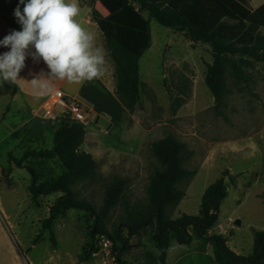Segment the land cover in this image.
Masks as SVG:
<instances>
[{"label":"rangeland","instance_id":"374dc122","mask_svg":"<svg viewBox=\"0 0 264 264\" xmlns=\"http://www.w3.org/2000/svg\"><path fill=\"white\" fill-rule=\"evenodd\" d=\"M151 31L152 46L139 61V102L131 116L124 114L123 121V139L140 138V148L135 143H120L118 132H112L107 139L116 149L90 148L93 151L90 153L89 148L83 146L97 162L96 175L94 179L72 187L78 198L100 208L107 187L117 178L127 180L123 198L103 225L107 234L102 236L113 242L115 261L103 250L88 261L83 260L92 244L90 233L94 221L85 212L71 210L58 218L51 230L45 229L44 222L49 218L51 206L63 194L55 193L33 201L27 188L31 184L30 174L17 168L14 175L19 180L16 198L6 192L0 203V223L14 246V252L8 244L1 242L0 264H88L93 259L98 260L96 264H151L148 255L156 252L151 240L153 226L132 237L121 256L119 238L116 236L115 243L109 235L115 237L129 212L147 206L151 178L161 169L153 146L167 136H173L193 152L184 167L194 173L179 184L187 198L181 203L185 196L176 206L166 209V217L170 220L183 214L198 215L204 189L219 179L228 165L235 172L255 165L256 159L242 160L237 148L239 142L260 140L263 134L264 63L248 57L228 59L235 60L238 71L232 63H226L227 94L219 115L215 110L214 96L205 83L208 66L214 62L212 47L194 42L185 32L163 27L155 20H151ZM96 46L103 48L105 54L106 72L102 77L108 82H116V63L129 70L130 61L104 35L97 36ZM14 93V89H0V175L3 170L5 175L10 172L11 155L21 158L29 149H51L54 134L44 133V130L51 131L54 124H61V121L45 125L28 122L22 111L24 102L20 96L14 97ZM85 127L87 129L88 125ZM225 146L231 150L220 156ZM209 158L211 163L207 165ZM49 166L55 168L56 164L50 162ZM55 172L60 174V171ZM250 175L244 179L248 185L255 177ZM231 177L236 179L230 185H235L240 175ZM3 238L4 232L0 230V239ZM227 239L232 248L240 249L235 248V243L241 247L242 254H252L254 244L250 242L249 234L235 232Z\"/></svg>","mask_w":264,"mask_h":264},{"label":"trees","instance_id":"16d2710c","mask_svg":"<svg viewBox=\"0 0 264 264\" xmlns=\"http://www.w3.org/2000/svg\"><path fill=\"white\" fill-rule=\"evenodd\" d=\"M95 1L105 15L98 22L100 31L130 61L129 70H125L119 62L115 69L116 95L127 116L133 114L139 102V61L152 46L151 20L163 27L185 32L192 41L212 47L214 62L208 66L205 83L214 96L215 110L219 115L222 114L227 94L226 63H232L235 71H238L235 60L228 59L248 57L264 63V5L252 10L249 0H182L177 9L172 4L175 0ZM146 11L149 18L145 17ZM53 130L51 149H29L21 158L11 155L10 162L30 174L29 193L33 201L55 193L63 194L51 206L49 218L44 222L45 229L51 230L54 222L71 210L85 212L93 218L90 233L92 244L83 257L84 261H88L100 250L96 238L107 234L104 222L123 198L127 180L117 178L107 187L100 208L78 198L72 187L94 179L97 169L96 160L83 149L86 127L65 120L59 125L54 124ZM153 152L161 169L151 178L147 206L129 212L126 221L115 232V237L109 235L115 243L119 238L120 256L132 237L153 226L155 229L151 240L156 252L148 255L151 264H167L172 239H176L179 245H190L194 240L211 245L217 264H264V231L254 232L253 252L247 257L232 251L226 238L211 233L218 223L220 207L228 197L226 179L233 182L236 178L231 177L228 170L224 171L204 192L198 215L183 214L170 220L166 217V209L176 206L186 196L179 189V184L194 174L184 167L193 152L173 136L156 142ZM50 162L55 163L56 167H50ZM55 170L60 174L56 175ZM3 175L6 176L4 170Z\"/></svg>","mask_w":264,"mask_h":264},{"label":"crops","instance_id":"0c3cea01","mask_svg":"<svg viewBox=\"0 0 264 264\" xmlns=\"http://www.w3.org/2000/svg\"><path fill=\"white\" fill-rule=\"evenodd\" d=\"M179 1L182 0H175L172 3L177 9L180 5ZM249 2L252 10H257L264 5V0H249ZM78 4L81 11L77 20L83 27L95 34L96 44L97 36L100 37L103 35L99 29L98 22L102 20L105 15L97 7L95 0H78ZM18 5L21 11H23L24 5L20 4V0H0V40H3V38L13 30H21V25L14 16V10ZM97 12L102 14V16L98 15ZM182 13L185 14V11ZM145 17L149 18L147 11L145 12ZM7 51H9V48L0 46V54ZM34 51L35 49L32 47L28 50L25 67L19 73L18 82L16 84L4 82L3 85L0 86V89H14L16 93L12 95L14 97L18 95L22 98L24 102L22 111L27 116L28 122L35 121L39 123L40 121L34 117L35 111L48 100L53 92L61 90L67 96L80 100L85 109L90 113V121L86 129L84 145L85 148H89L87 149L89 152L91 151L90 148H98L103 151L116 149L117 147L107 140L112 132L115 134L118 132V141L120 143L126 144L131 142L135 143L138 149L140 148V138L130 137L126 140L123 139V121L125 113L116 95V82H108L103 77L93 81H83L81 83H68L66 80L54 79L52 80L53 91L49 94L37 97L34 94L36 90H34L31 80L39 76L41 72L48 74L50 70L42 59L39 61H34L32 59L31 53ZM49 123L51 122H43L44 125ZM48 132L53 134L54 130H44V133ZM44 133L42 135H45ZM230 146L232 147V145ZM228 147L225 146V148L222 149L223 152L220 156H223V153L227 150H231V148ZM237 149V154L242 160L256 159V163L252 167L236 172L230 165L224 170H228L232 176L240 175V178L235 185H230V180L226 179V183L229 184L228 197L223 201L220 207L218 223L211 230V233L223 236L226 238L228 246L232 251L238 255L247 257L250 255L242 254L241 247L237 244L233 243L235 248L240 249L232 248L227 238L233 236L235 232L247 233L250 235V242L254 244V232L264 231V128L260 140H243L238 143ZM92 152L93 151L90 153ZM210 160L209 158L207 165L211 163ZM15 171L17 173V168L14 163L11 162L10 172L6 176L2 173L0 175V203L3 201L2 195L6 192L11 198H16L14 195L17 193L19 180L14 176ZM0 172H2L1 168ZM250 174H254L255 177L251 185H248L249 183L244 179L249 177ZM197 175L198 173L196 176ZM29 186L30 185L27 186L28 189ZM208 187H206L203 192H205ZM186 198L187 193L181 203H183ZM230 219H233L234 223H230ZM0 230L4 232V238L0 239V243L4 242L8 244L9 249L14 252V246L6 236V232L1 223ZM174 245H179L176 239L171 240L166 260L167 264H187L188 262L193 264L195 260H200L197 264L202 261L204 264H217L213 247L207 243L194 240L190 245H181L182 247L179 248H174ZM15 255V257L18 258L16 253ZM97 261L98 260L93 259L88 262V264H96Z\"/></svg>","mask_w":264,"mask_h":264},{"label":"clouds","instance_id":"9594fccd","mask_svg":"<svg viewBox=\"0 0 264 264\" xmlns=\"http://www.w3.org/2000/svg\"><path fill=\"white\" fill-rule=\"evenodd\" d=\"M20 4L23 11L18 5L14 16L21 30L0 40V46L9 48L0 54V86L18 82L30 47L35 49L32 59H42L50 70L31 80L37 97L53 91L54 79L81 83L105 74L103 48L96 46L95 34L77 20L81 11L78 0H20Z\"/></svg>","mask_w":264,"mask_h":264},{"label":"built area","instance_id":"2783aa9c","mask_svg":"<svg viewBox=\"0 0 264 264\" xmlns=\"http://www.w3.org/2000/svg\"><path fill=\"white\" fill-rule=\"evenodd\" d=\"M34 117L40 122L73 121L87 126L90 121V113L85 109L80 100L67 96L61 90L53 92L34 113ZM234 223L233 219L229 220ZM97 245L107 256L115 261V251L113 242L105 236L99 235L96 238ZM99 250V252H100Z\"/></svg>","mask_w":264,"mask_h":264},{"label":"water","instance_id":"95a60500","mask_svg":"<svg viewBox=\"0 0 264 264\" xmlns=\"http://www.w3.org/2000/svg\"><path fill=\"white\" fill-rule=\"evenodd\" d=\"M215 212V211H214Z\"/></svg>","mask_w":264,"mask_h":264}]
</instances>
